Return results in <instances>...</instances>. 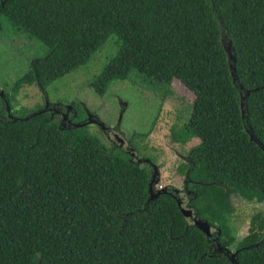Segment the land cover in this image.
<instances>
[{
  "label": "trees",
  "instance_id": "1",
  "mask_svg": "<svg viewBox=\"0 0 264 264\" xmlns=\"http://www.w3.org/2000/svg\"><path fill=\"white\" fill-rule=\"evenodd\" d=\"M2 18L47 51L0 96V264H233L235 238L215 204L221 191L264 204V0H0ZM112 37L119 51L91 82L99 96L135 75L166 85L162 102L175 81L195 97L187 123L168 136L182 154L185 191L167 186L150 200L152 164L106 145L88 125L76 128L77 102L67 120L63 103L14 110L24 86L48 99L51 84ZM144 137L128 141L136 154ZM177 199L220 235L191 225ZM236 251L238 264H264V235L248 234Z\"/></svg>",
  "mask_w": 264,
  "mask_h": 264
},
{
  "label": "rangeland",
  "instance_id": "2",
  "mask_svg": "<svg viewBox=\"0 0 264 264\" xmlns=\"http://www.w3.org/2000/svg\"><path fill=\"white\" fill-rule=\"evenodd\" d=\"M0 23V90L6 94L28 72L31 61L43 57L47 48L9 20L2 18ZM120 45V41L112 37L87 65L51 84L47 88L48 99L37 85L24 86L13 102L14 110L23 116L26 111L38 106L46 107L47 103L69 106L77 102L83 111H80V119L74 117L75 125L94 119L108 127H118L120 136L126 142L134 134L148 133V137L136 139L140 149L137 148V155L141 159L154 158L157 161V188L168 186L185 191L183 178L177 173L182 154L177 146L170 144L168 136L174 124L187 123L195 97L180 81H175L171 86L173 93L162 102L167 86L135 75L125 81H113L107 94L99 96L91 87V82L117 54ZM223 45L229 47V38L225 35ZM94 115L99 119L93 118ZM88 127L92 135L98 136L106 145L111 144L112 140L106 138V133L97 124H88ZM196 142L194 140L188 147ZM215 206L231 227L235 238L230 247L233 252L248 234L259 232L264 235V204L246 200L239 195L227 197L225 191H221V201Z\"/></svg>",
  "mask_w": 264,
  "mask_h": 264
},
{
  "label": "water",
  "instance_id": "3",
  "mask_svg": "<svg viewBox=\"0 0 264 264\" xmlns=\"http://www.w3.org/2000/svg\"><path fill=\"white\" fill-rule=\"evenodd\" d=\"M224 35L226 37H228L227 34H223V38H224ZM223 38H222V45H223ZM227 55L229 56V58L231 60H234V56L231 55L232 53V46H231V42L229 40V47H225L223 45ZM0 96L1 97H5V92L4 91H1L0 90ZM5 104H6V109H7V112L9 113V117H12L11 116V105H10V102L9 101H5ZM46 107L48 108L49 107V103L46 104ZM241 107H243V105L241 104ZM67 109L68 111L66 113L63 114V118L64 120H67L68 117H69V112L70 110L72 109V106H67ZM36 115V113L30 115L27 119H29L30 117H34ZM14 121H17V119L14 118ZM88 124H97L100 129H102L105 133H106V138L109 139V140H112L116 143L119 144V146L122 148V149H126V141L124 138H122L120 136L119 133L115 132L111 127H108L107 125L101 123V122H98L96 120H91L89 122H85V124H74V126L76 128H81V127H85L87 126ZM66 122L63 123V126L66 127ZM251 134V139H254V135L252 133V131L250 132ZM128 152L131 154V157H132V160L137 162H141V163H148V164H152L153 168H154V175H153V178L149 184V192H150V200H153L154 198H157L158 196H160L162 193H165L166 192V189H167V186L166 187H163L161 189H158L157 188V184L159 182V168L156 164H153L151 162L150 159H139L137 154H136V150L134 148H129L128 149ZM155 188V189H154ZM174 191L175 192H179L176 188H174ZM178 200V206L182 212V214L184 215L185 219L190 222L191 225L193 226H196L201 232H203L207 238H214V234H217V235H220V230L216 227H213L211 224H209L207 221L205 220H202L201 218L197 217L196 214L194 213L193 209L191 207L188 206V203L184 202L183 200L181 199H177ZM216 242H218V237L215 239ZM218 252H223L224 249L223 247H221V245L219 244L218 242V249H217ZM238 251L236 252H232V251H228L227 252V255L230 256V259L232 261L233 264H238L237 261H236V256L238 255Z\"/></svg>",
  "mask_w": 264,
  "mask_h": 264
},
{
  "label": "flooded vegetation",
  "instance_id": "4",
  "mask_svg": "<svg viewBox=\"0 0 264 264\" xmlns=\"http://www.w3.org/2000/svg\"><path fill=\"white\" fill-rule=\"evenodd\" d=\"M72 110V109H71ZM66 112V110L65 111H63V112H61L60 113V116L63 118V114ZM70 117H71V115H70ZM115 132H117V133H119L118 132V130H117V127L115 128V127H111ZM126 149H128V148H130L131 146L129 145V143L128 142H126ZM181 158H182V155H181Z\"/></svg>",
  "mask_w": 264,
  "mask_h": 264
}]
</instances>
